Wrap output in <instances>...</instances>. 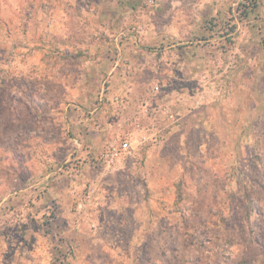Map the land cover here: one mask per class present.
<instances>
[{"label": "rangeland", "instance_id": "obj_1", "mask_svg": "<svg viewBox=\"0 0 264 264\" xmlns=\"http://www.w3.org/2000/svg\"><path fill=\"white\" fill-rule=\"evenodd\" d=\"M0 264H264V0H0Z\"/></svg>", "mask_w": 264, "mask_h": 264}, {"label": "crops", "instance_id": "obj_2", "mask_svg": "<svg viewBox=\"0 0 264 264\" xmlns=\"http://www.w3.org/2000/svg\"><path fill=\"white\" fill-rule=\"evenodd\" d=\"M103 92L104 90H101V94ZM114 92L106 93L108 104L103 102L104 104L101 108H95L92 111L90 108H87V111V109L82 110L80 107L72 105L73 108L70 110V127L73 126V128H77V126H80L84 128V131L80 135L81 141L92 144V148L98 143H105L108 145L112 142L119 141L116 137L125 136L126 134L134 136V134L142 132L136 129L142 127L139 117L142 113L147 115V110L138 108L135 105L132 108L129 104L120 109H116L115 103L113 104L112 101L114 102L116 98L119 100L120 97L118 95L119 93L115 95ZM113 105L114 107H112ZM148 119L150 121V126L153 125L152 128L155 130L154 126L156 123L154 121V116L151 115ZM75 142L78 144L79 141L75 140ZM89 162L90 161H88L86 165L89 164Z\"/></svg>", "mask_w": 264, "mask_h": 264}, {"label": "built area", "instance_id": "obj_3", "mask_svg": "<svg viewBox=\"0 0 264 264\" xmlns=\"http://www.w3.org/2000/svg\"><path fill=\"white\" fill-rule=\"evenodd\" d=\"M149 141L148 136H142L141 143L146 144ZM136 148L133 146L131 139L112 142L108 144L100 157L93 160L92 164L95 166L103 165L106 168H112L122 159L133 157ZM75 173H81V168H74Z\"/></svg>", "mask_w": 264, "mask_h": 264}]
</instances>
